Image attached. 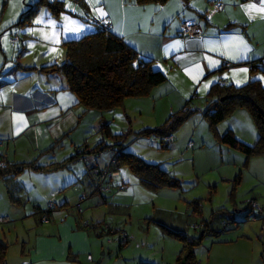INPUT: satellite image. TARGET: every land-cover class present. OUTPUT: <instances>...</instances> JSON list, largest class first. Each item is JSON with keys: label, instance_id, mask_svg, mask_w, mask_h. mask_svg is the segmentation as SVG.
Wrapping results in <instances>:
<instances>
[{"label": "crops", "instance_id": "crops-1", "mask_svg": "<svg viewBox=\"0 0 264 264\" xmlns=\"http://www.w3.org/2000/svg\"><path fill=\"white\" fill-rule=\"evenodd\" d=\"M216 1L222 4L221 10L214 8ZM63 2L67 4L65 0ZM70 2L67 9L58 14L68 30L66 35L81 28L71 19L88 20L93 25L92 28L87 27V30L92 29L91 32L95 28V20L109 21L112 33L166 74L167 79L154 86L148 96L138 97L139 100L153 101L151 108L144 109L159 117V124L153 127L160 126L170 114L179 111L189 101L190 95L205 96L214 83L222 81L227 86L239 87L254 77L264 85V70L260 66L250 74V67L259 64L264 55V11H260L264 8V0ZM186 21L197 25L199 36H182V26ZM49 61L41 67L55 63ZM39 65L30 66L36 70ZM41 67L37 70L38 82L34 88H28L20 80L9 83L5 78L0 81V141L4 143L0 147V159L5 163H33L35 167H44L70 158L80 150L81 143L78 138L72 139L71 131L74 132L80 123L81 112L86 109L78 104L76 95L67 88L65 78L59 77L60 82H56L54 78L58 77L51 74L52 70ZM16 69L22 73L25 68ZM242 108L235 112L242 119L240 137H255V123ZM229 125L233 128L234 121ZM223 131L219 123L214 133ZM69 139L71 142L68 144ZM172 140L173 136L168 144ZM102 156L104 152L98 158ZM111 156L112 153L102 166ZM71 163L77 164L71 161L57 170L27 167L15 175L0 176V216L9 217V221L0 223V244L5 246L3 254H0V264H98L102 261L96 259L99 226L91 225L90 219L75 209L80 200L70 207L67 186L71 181L70 174L73 175ZM93 165L94 162L88 170ZM74 174L77 175L76 172ZM120 176V171L116 170L110 182L118 181ZM229 177L225 179L230 180ZM90 180L94 186L95 179L90 177ZM98 195L96 199L106 203V196ZM38 197L43 200L39 201ZM47 199L54 201L47 221H43L38 213L39 209L45 210L47 206L42 209L34 205V211L27 212L26 206L41 204ZM263 210L262 207L260 213ZM85 222H88L87 226ZM157 222L168 229L186 233L187 225L174 226L165 219H157ZM211 250L208 249L209 258L212 255L217 257L218 253ZM154 264L170 263L160 259ZM207 264L220 263L208 260Z\"/></svg>", "mask_w": 264, "mask_h": 264}, {"label": "rangeland", "instance_id": "rangeland-1", "mask_svg": "<svg viewBox=\"0 0 264 264\" xmlns=\"http://www.w3.org/2000/svg\"><path fill=\"white\" fill-rule=\"evenodd\" d=\"M36 1L0 0V81L5 78L9 83L20 80L30 89L37 84V70L47 64L46 61L53 60L56 65L64 61L66 48L63 41L91 32L92 29L87 30V27L93 26L88 20L71 19L81 28L66 35L68 30L62 19L52 14L46 3L52 0H42L37 11L30 12V6ZM54 1L63 10L71 3V0H65L67 4L64 0ZM22 15L27 16L20 22ZM32 64L40 65L35 70L30 66ZM16 68L25 69L21 73ZM53 68L47 70H52L51 74L58 77L54 80L60 82L59 77L64 79V76ZM205 96L188 97L189 105L196 109L172 131L173 140L164 148L159 147L155 132H142L146 127L155 129L154 124H159V117L144 110L151 108L153 101L126 97L123 105L117 108L81 112L80 123L74 132L71 131L72 139L78 138L81 143L80 150L85 144L93 148L99 143L112 145L121 142L125 153L157 165L176 179L173 186L148 187L127 163L122 162L118 166L120 179L110 182L109 189L92 193V181L87 171L96 158L95 153H87V161L79 158L76 165L71 163L73 175L70 174L67 196L71 199V208L80 200V211L90 219L91 225L99 226L96 259L102 261L98 264H154L160 259L180 264L179 256L183 262L186 254L184 241L169 235L157 219H165L174 226L187 225L186 234L191 239L202 235L206 224L202 240L193 247L197 264H207L208 260L220 264H264V210L262 213L259 210L264 208V153L247 157L223 143L203 116V110L210 101ZM240 109H234L219 122L224 130L220 135L230 131L237 140L252 145L258 138V130L255 128V137H240L242 119L235 114ZM242 110L253 121L249 111L246 108ZM230 121H234L235 134ZM195 130L198 132L193 133ZM189 140L194 144L188 145ZM70 142L69 139L67 143ZM109 156L110 152L105 151L104 156L96 160L98 166H102ZM74 172L79 175L78 180ZM237 175L239 181L235 182ZM226 176L231 179L226 180ZM122 182L127 185L124 189L120 187ZM82 193L86 197L81 199ZM101 193L106 196V203L96 199ZM38 199L43 200L41 197ZM49 200L43 201L45 204L26 206L27 212L34 211V205L44 209ZM251 201H255L257 207H252ZM75 209L78 210L77 207ZM227 228L229 230H225ZM121 231L125 232L126 241L119 238ZM210 248L212 253H218L217 257L212 255L209 258Z\"/></svg>", "mask_w": 264, "mask_h": 264}, {"label": "trees", "instance_id": "trees-1", "mask_svg": "<svg viewBox=\"0 0 264 264\" xmlns=\"http://www.w3.org/2000/svg\"><path fill=\"white\" fill-rule=\"evenodd\" d=\"M150 1L163 2L165 0H136L138 3ZM41 3L42 0H37L34 5L30 6V12L37 11L38 5ZM46 3L54 15H58L59 12L63 11V7L54 0ZM26 16L22 15L20 22ZM102 21L95 20V28L92 32L63 41L66 53L61 64L56 65L53 63L42 67L43 70L54 67L53 70L61 72L67 83V88L76 95L78 104L86 110L117 108L123 105L126 97L148 96L154 86L163 83L167 79L163 71L152 66L150 59L141 57L121 37L115 35L109 29H104L101 26ZM259 66L264 70V64L260 62L250 67V74H253ZM206 97L210 101L203 110V116L213 132H216V126L219 122L239 107H244L249 111L258 130V138L252 145L237 140L230 131H226L221 135L216 134L223 143L238 149L247 157L264 153V86L259 79L251 77L239 87L227 86L225 83L221 84L220 82L214 83L208 90ZM222 97L225 98L221 99ZM194 110L187 101L179 111L170 114L160 126L155 129L145 128L142 132H155L158 136L159 147L164 148L168 146L169 141L163 140L162 137L172 136V131L180 126ZM115 138H118V136H115ZM105 151L112 154L114 151L118 152L115 156L117 162L114 164V168L118 170L120 163H127L139 180L148 187L158 188L161 185L173 186L176 184V179L170 175L168 176L167 172L161 170L157 165L147 163L134 154L125 153L121 142L112 145L99 143L93 148H88L85 144L84 148L77 151L72 157L44 167H35L33 163H6L4 167H0V176L15 175L27 167L57 170L65 167L68 162L77 161L76 159L79 158L86 159L85 155L87 153H95L94 164L100 167L96 165L95 161L99 157V152ZM87 173L95 179L90 173V169ZM234 180L238 182L239 176L237 175ZM107 181L105 180L106 183ZM110 181L108 182L110 183ZM93 185L94 191L101 192L96 189V181ZM234 189L235 186H233ZM39 211L43 210L39 209ZM49 212L50 210H47V214ZM204 226L205 229L202 235L192 239L182 231L161 226L169 235L184 241L183 249L186 254L183 262L180 260L181 256L178 257L180 264H197L193 247L202 240L207 228L206 224ZM196 227L194 226V228ZM225 230H229V228ZM126 239L122 240L126 241ZM4 249L5 246L0 244V254H3Z\"/></svg>", "mask_w": 264, "mask_h": 264}, {"label": "built area", "instance_id": "built-area-1", "mask_svg": "<svg viewBox=\"0 0 264 264\" xmlns=\"http://www.w3.org/2000/svg\"><path fill=\"white\" fill-rule=\"evenodd\" d=\"M75 2H79V1L75 0ZM213 6L216 10H221V8H222V4L219 1L218 2L216 1ZM101 26L104 29H110V22L103 20L101 22ZM199 35H200L199 28L197 27V25L193 21H186L183 23L182 36L197 37ZM260 62L262 64H264V55L261 57ZM220 83L223 84L222 81ZM171 138H172L171 135H167L165 137H162V139L165 141H169ZM0 144H2L1 141H0ZM188 145H191L190 141L188 142ZM117 153L118 152L114 151L112 156L110 157L109 161L104 166L97 167V166L93 165L90 168V173L95 177V181L97 182L96 189H99V191H104L110 187V183L108 181H110L112 179V177H114L115 172H116V169L114 168L115 167L114 164L117 162L116 157H115ZM102 154H103V152H99L98 156H101ZM5 164L6 163L0 159V167H4ZM105 180H108L107 183L105 182ZM120 187L122 189H124L127 187V185L125 183H121ZM84 196L86 197V195H84V193H82L80 198L82 199ZM251 204H252V207H257V204L255 201H251ZM47 207L48 208H46L45 210L38 212L40 215V218L43 221H47V219H48L47 210L53 208L54 203L52 201L48 202ZM76 207L80 211L79 203L76 205ZM259 210H261V208H259ZM7 221H9L8 216H0V223H5ZM84 225L87 226L88 222H85ZM119 237H121L122 239H125L126 238L125 232L121 231L119 234Z\"/></svg>", "mask_w": 264, "mask_h": 264}, {"label": "snow or ice", "instance_id": "snow-or-ice-1", "mask_svg": "<svg viewBox=\"0 0 264 264\" xmlns=\"http://www.w3.org/2000/svg\"><path fill=\"white\" fill-rule=\"evenodd\" d=\"M260 11H264V8L260 9ZM103 15V13H101Z\"/></svg>", "mask_w": 264, "mask_h": 264}, {"label": "water", "instance_id": "water-1", "mask_svg": "<svg viewBox=\"0 0 264 264\" xmlns=\"http://www.w3.org/2000/svg\"><path fill=\"white\" fill-rule=\"evenodd\" d=\"M223 98H225V97H222L221 99H223ZM104 252H102V254H103Z\"/></svg>", "mask_w": 264, "mask_h": 264}]
</instances>
